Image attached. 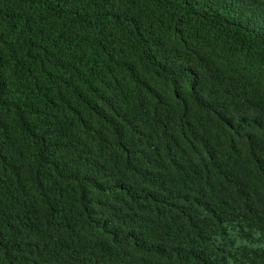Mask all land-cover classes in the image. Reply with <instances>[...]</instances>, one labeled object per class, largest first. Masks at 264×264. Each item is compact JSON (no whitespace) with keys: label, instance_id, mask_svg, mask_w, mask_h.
<instances>
[{"label":"trees","instance_id":"1","mask_svg":"<svg viewBox=\"0 0 264 264\" xmlns=\"http://www.w3.org/2000/svg\"><path fill=\"white\" fill-rule=\"evenodd\" d=\"M0 264H264V0H0Z\"/></svg>","mask_w":264,"mask_h":264}]
</instances>
